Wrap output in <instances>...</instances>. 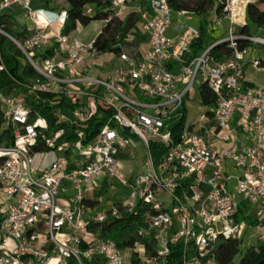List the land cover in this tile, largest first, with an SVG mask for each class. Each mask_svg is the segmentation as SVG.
I'll list each match as a JSON object with an SVG mask.
<instances>
[{"label": "built area", "instance_id": "built-area-1", "mask_svg": "<svg viewBox=\"0 0 264 264\" xmlns=\"http://www.w3.org/2000/svg\"><path fill=\"white\" fill-rule=\"evenodd\" d=\"M258 1L214 0L209 32L225 22L226 36L211 37V45L193 56L200 27L180 26L177 37H168L173 13L192 15L174 12L169 0H110L121 22L126 5L135 4L147 43L143 51L140 43L116 44L112 53L95 45L101 31L89 43L54 31L66 12L34 9L32 0H0V16L19 10L30 21L24 38L9 35L3 25L0 36L35 74L15 82L19 93L0 92L2 123L13 135L10 147H0V264H86L94 258L124 264V252L137 249L148 264H167L171 246L180 243L182 264H218V241L239 240L242 229L255 230L264 242V88L244 78L249 48L264 46V27L241 32L248 5ZM220 44L231 54L216 60L211 50ZM254 51L248 64L258 68L264 59ZM1 74L9 72L0 51ZM204 84L215 99L211 116H201L206 122L197 127L185 119L175 130L183 108L187 114V97L196 88L200 99ZM64 101L73 108L59 106ZM31 103L49 106L56 124L83 125L91 118L104 124L90 142L76 127L67 139L63 128L49 132ZM133 138L145 152L141 171L123 173ZM38 143L47 151H35ZM151 144L164 148L157 162ZM48 154H56L48 164L36 160ZM113 182L127 189L123 201L106 210L92 198L98 205L82 204L103 184L115 190ZM68 189L72 201L60 198ZM117 204L144 220L140 240L125 250L96 231L119 216ZM242 204L256 224L238 220Z\"/></svg>", "mask_w": 264, "mask_h": 264}, {"label": "trees", "instance_id": "trees-1", "mask_svg": "<svg viewBox=\"0 0 264 264\" xmlns=\"http://www.w3.org/2000/svg\"><path fill=\"white\" fill-rule=\"evenodd\" d=\"M39 5L41 10L51 13L66 12V19L61 28V33L68 35L74 32L78 27H86L94 21H106L101 33L97 36L95 45L108 53L117 52V48H114L116 44L122 45H137L138 43L146 41L145 36L141 32L139 26V20L137 15L133 12L123 22L114 16L111 10L110 0H32V6ZM169 5L174 12H187L200 16L202 22L200 24V37L192 43L191 51L192 55L196 56L202 53L211 45V37L209 35V23L211 20L210 13L214 9V0H169ZM88 7H94L93 14H89ZM19 10H12L4 13L0 16V25H3L4 31L13 37L24 38L29 34L28 30L23 27L21 30H17L18 23L16 16ZM259 27H264V0L252 3L248 5L246 9V27L241 29L242 33L253 34ZM133 32L132 37L130 33ZM245 45H240L242 48ZM0 51L4 59V63L7 67L9 75H0V92L4 95L11 93H19L22 91L20 86L15 82H26L32 79L35 74L31 67L21 59H24L23 55L18 49L6 38L0 36ZM212 56L216 60H223L230 56L231 49L227 44H220L211 50ZM264 67V63L261 64ZM200 100L203 106L212 108L215 104L214 95L204 84L200 89ZM33 109L37 111L41 116L47 119L49 125V132L56 131L59 128H63L68 138H73L72 129H81L86 137V142L92 141L99 129L104 124V119L91 118L89 121L83 123V125H65L56 124V118L53 115V111L49 106L37 105L31 103ZM62 108L71 110L73 106L64 101L61 103ZM184 116L181 122L175 125V130L179 129L183 125L186 119V111L183 108ZM211 116V113L207 112ZM124 135H128V131L123 132ZM13 144L12 131L9 128H5L2 123V112L0 105V147H10ZM150 150L152 157L157 162L159 156L164 153V148L151 144ZM35 151H47V148L43 147L41 143L35 147ZM120 156L128 158L126 153ZM107 193V187L102 185L99 191V196L102 197ZM84 206L92 208L98 205V201L87 199L82 203ZM119 210L118 217H108L102 224L97 225L96 231H98L101 237L114 241L121 249L131 248L133 243L139 241L137 232L141 226L144 225V220L141 217H133L126 210L117 204ZM249 208L242 204L238 210V220H243L248 224H256L257 220L248 215ZM143 242V241H141ZM242 245V239L239 240H227L218 241L216 248V256L218 264H257L260 260L264 259V242L256 243L247 247L241 254L240 259L234 263L235 257L240 253ZM183 245L176 244L171 246L170 254L167 258V264H182L183 261ZM133 264H136L134 256L131 258ZM86 264H102L101 259L94 258L92 261Z\"/></svg>", "mask_w": 264, "mask_h": 264}, {"label": "rangeland", "instance_id": "rangeland-1", "mask_svg": "<svg viewBox=\"0 0 264 264\" xmlns=\"http://www.w3.org/2000/svg\"><path fill=\"white\" fill-rule=\"evenodd\" d=\"M88 13L93 14L95 11L94 7H88L87 9ZM135 13L138 17V12L135 9V4L128 3L126 5V8L123 10L121 17H124L125 19L132 13ZM42 19V17L40 16ZM16 20L18 23L17 30H21L24 25H30V21L23 16V13L19 11V13L16 16ZM171 28L167 32V36L170 38H175L179 35L177 33L176 29H178L180 26L184 28L192 27L198 29L200 27V24L202 22V19L200 16L197 15H177V13H173L171 15ZM104 26V23L102 21H94L90 23L86 27H78L74 32L70 34L71 37H77L79 41L83 43H89L91 42L98 33L102 30ZM140 26V25H139ZM60 28V26H58ZM227 24L223 22L222 26L220 28H215L213 32H209L210 37H213V40L215 39H224L226 34ZM133 32L130 33V37H132ZM257 51H254V49L249 48L250 54L245 58V68H244V78L246 81L250 82L256 87L264 88V67H258L254 68L251 64H248V61L251 58V54L254 51V56L259 59H264V46L256 45L255 46ZM22 62H25L24 59H21ZM187 104H186V119L187 124L189 125H195L197 127L200 124H204L206 121H201V116H205L207 112L210 110L208 107H205L202 105L196 88L193 89V91L189 94L187 97ZM129 153L131 154V160L128 162H125L123 169V173H127V170L131 168L135 173L141 171L142 167V161L145 156L144 148L142 144L135 138L132 140L131 148L129 149ZM56 154H48L44 157H36L37 161L40 162H47L49 161L52 156H55ZM116 186L115 190H108L106 194H104L102 197L99 198V193L94 192L92 195H89L88 197L91 199L99 200L100 201V207L103 208V210H106L107 207H109L112 203H120L123 201L125 195L127 194V189L120 187L117 185V183L113 182ZM234 184V183H232ZM67 193H61L60 198H65L70 201H72L71 195H73V191L68 189ZM250 214L254 216L255 211L250 209ZM262 220H264V216H261ZM240 238L242 239V245L240 249V253L235 257L234 263L237 262L240 259V256L242 252L251 245H255L256 243L261 242V238L258 233L255 232L253 229H245L241 231ZM143 251L137 249L134 251H125L124 252V264H133L131 258L134 256L136 264H148L146 260L144 259Z\"/></svg>", "mask_w": 264, "mask_h": 264}, {"label": "crops", "instance_id": "crops-1", "mask_svg": "<svg viewBox=\"0 0 264 264\" xmlns=\"http://www.w3.org/2000/svg\"><path fill=\"white\" fill-rule=\"evenodd\" d=\"M33 8H34V9H39L40 6H39V5H36V6L33 7ZM48 18L51 19L52 17L48 16ZM53 29H54V31H60V30H61V28H58V26H57L56 24H53ZM140 44H141V45H140L139 49H140L141 51H143V50H145V49L147 48V43H146V41L141 42ZM245 81H246V80H245ZM246 82H248V81H246ZM248 83H250V82H248ZM250 84H251V83H250ZM252 85H253V84H252ZM48 163H49V161L44 162L45 165L48 164Z\"/></svg>", "mask_w": 264, "mask_h": 264}, {"label": "water", "instance_id": "water-1", "mask_svg": "<svg viewBox=\"0 0 264 264\" xmlns=\"http://www.w3.org/2000/svg\"><path fill=\"white\" fill-rule=\"evenodd\" d=\"M257 264H264V259L260 260Z\"/></svg>", "mask_w": 264, "mask_h": 264}]
</instances>
